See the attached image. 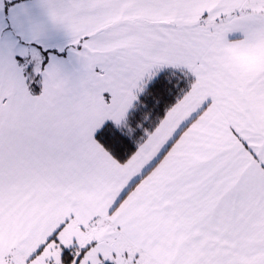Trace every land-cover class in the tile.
<instances>
[{"label":"snow or ice","instance_id":"1","mask_svg":"<svg viewBox=\"0 0 264 264\" xmlns=\"http://www.w3.org/2000/svg\"><path fill=\"white\" fill-rule=\"evenodd\" d=\"M48 15L74 72L0 48V264H264V0Z\"/></svg>","mask_w":264,"mask_h":264},{"label":"crops","instance_id":"2","mask_svg":"<svg viewBox=\"0 0 264 264\" xmlns=\"http://www.w3.org/2000/svg\"><path fill=\"white\" fill-rule=\"evenodd\" d=\"M67 0H0V48L6 44L26 46L43 43L55 50L56 58L64 62L68 72L78 64L70 55L71 37L67 31L51 21L48 6L62 5Z\"/></svg>","mask_w":264,"mask_h":264},{"label":"trees","instance_id":"3","mask_svg":"<svg viewBox=\"0 0 264 264\" xmlns=\"http://www.w3.org/2000/svg\"><path fill=\"white\" fill-rule=\"evenodd\" d=\"M53 52H55V50H52Z\"/></svg>","mask_w":264,"mask_h":264}]
</instances>
